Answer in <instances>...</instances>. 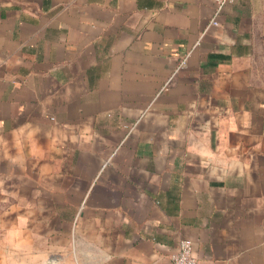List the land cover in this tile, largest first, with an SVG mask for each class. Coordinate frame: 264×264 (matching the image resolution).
Instances as JSON below:
<instances>
[{
	"label": "crops",
	"instance_id": "1",
	"mask_svg": "<svg viewBox=\"0 0 264 264\" xmlns=\"http://www.w3.org/2000/svg\"><path fill=\"white\" fill-rule=\"evenodd\" d=\"M0 0V264H264V0Z\"/></svg>",
	"mask_w": 264,
	"mask_h": 264
},
{
	"label": "built area",
	"instance_id": "2",
	"mask_svg": "<svg viewBox=\"0 0 264 264\" xmlns=\"http://www.w3.org/2000/svg\"><path fill=\"white\" fill-rule=\"evenodd\" d=\"M229 2H231V0H214V15L210 21V25H218V17L221 14L223 8ZM171 261L172 264H198V261L194 255L192 241L188 239L180 241L177 251L171 255Z\"/></svg>",
	"mask_w": 264,
	"mask_h": 264
}]
</instances>
